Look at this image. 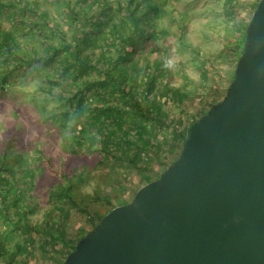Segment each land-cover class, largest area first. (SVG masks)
<instances>
[{
	"label": "trees",
	"instance_id": "trees-1",
	"mask_svg": "<svg viewBox=\"0 0 264 264\" xmlns=\"http://www.w3.org/2000/svg\"><path fill=\"white\" fill-rule=\"evenodd\" d=\"M46 1L32 0L28 4L23 0H0V89L16 72H39L40 67L50 66L49 72L39 77L38 89L44 101L56 100L59 104L55 108L62 111L50 114L55 108L49 110L40 103L38 108L41 114H49L45 116L47 120L56 122L64 151L95 150L112 171L116 165H128L134 168H126L129 177L135 169L146 170L148 179L144 185L157 179L162 173L156 171L163 162L161 151L183 143L187 129L197 121L181 133V114L191 108L199 110L200 105L211 104L212 108L219 103L212 104L218 92L211 95L212 82L208 83L209 71L219 77L214 65L183 37L187 24L181 16L173 20L180 27L176 36L178 50L184 48L197 57L204 86L202 81L189 77L181 61L174 60L171 45L160 37L161 32L152 30V18L167 12V0ZM234 2L240 5L239 0L227 1L232 13L236 10ZM50 4L57 9L55 14L48 9ZM10 8L30 15V19L17 16L13 23L18 29L12 32L1 21ZM23 37L26 40L21 41ZM244 38L245 35L235 46L229 42L224 45V50L236 54L235 63ZM178 73L187 79L186 85L174 79ZM232 79L233 73L230 83ZM34 153L40 155L38 149ZM24 155L0 139L2 264H34L35 238L30 240L28 236L32 238L35 232H39L38 248L46 258L59 255L64 261L82 237L111 209L121 205L120 197L109 193L91 204L90 197L77 192L85 174L80 170L78 175L66 177L61 190L51 189L48 198L55 203L54 208L46 212L40 225L30 226L27 219L32 211L31 192L36 186L37 171L27 164L29 161L24 162ZM108 177L113 183L115 175ZM72 208L83 214L82 219L90 227L89 232L74 240L66 235ZM20 254L22 261L18 259Z\"/></svg>",
	"mask_w": 264,
	"mask_h": 264
},
{
	"label": "water",
	"instance_id": "water-1",
	"mask_svg": "<svg viewBox=\"0 0 264 264\" xmlns=\"http://www.w3.org/2000/svg\"><path fill=\"white\" fill-rule=\"evenodd\" d=\"M62 264H264V0L222 101L187 129L177 159Z\"/></svg>",
	"mask_w": 264,
	"mask_h": 264
},
{
	"label": "rangeland",
	"instance_id": "rangeland-1",
	"mask_svg": "<svg viewBox=\"0 0 264 264\" xmlns=\"http://www.w3.org/2000/svg\"><path fill=\"white\" fill-rule=\"evenodd\" d=\"M23 1L28 4L32 3V0ZM39 1L41 3L47 2L46 0ZM227 1L167 0V12L152 18V30L161 32L160 37H165L167 43L171 45L170 51L174 60L176 62L181 61L189 77L194 81H202L201 86H204L201 64L197 61V57L184 48L178 50L176 43V36L180 27L173 23L174 18L181 16V19L187 24L183 37L204 53L219 74L218 77L215 76L213 71L208 73V83L212 82L211 95L215 90L218 92L217 98L212 100V104L217 101L221 102L224 98L223 96L226 94L236 65V54L234 56L229 49L224 50V45L229 42L235 46L236 43L243 41L245 24L251 18L256 0H239L240 5L234 2L236 8L234 13L228 11ZM50 5L48 9L52 14H55L57 9L54 8L53 4ZM19 8H10L1 17L2 25L6 26L10 32L18 29V26L13 23V21L18 20L17 16L30 19V15H25ZM161 30H164L166 35ZM24 39L26 40L24 37L21 38V41H24ZM29 40L33 41L32 37ZM49 69H51L50 66H43L40 67L39 72H16L8 78L4 89H0V139L8 142L11 150L18 149L24 152V162L29 161L27 164H32L37 171L36 186L31 192L30 207L32 211L27 219L30 226L40 225L46 212L52 211V208H54L55 203L49 201L48 198L51 189L61 190V183H66V177L71 178L72 175H78L80 170L85 174L77 192L84 197H90L91 204L109 193L113 196H119L121 205L128 204L132 201L135 191L144 186V182L148 179L146 170L141 171L138 169H135L129 177L126 168L133 167L128 165H116L114 171H112L108 166L109 164L102 159V155L95 150L90 149L92 152H86L81 149V151L77 150L76 153L64 151L62 136L58 134L59 130L55 125L56 122L53 119L47 120L45 116L49 114H41L38 108L39 103L47 105L49 110L59 104L55 102L56 100L44 101L45 96L38 89L39 84H37V81L39 77L48 73ZM174 79L184 85L188 82L180 73L176 74ZM211 106V104L207 106L200 105L199 110H197V107L191 108L187 113L181 114L179 131L185 129L191 122L203 117L201 116L202 113L207 114ZM61 111L62 109L55 108L50 114ZM181 133L183 132L181 131ZM95 138L99 143L103 142L102 139ZM181 146L182 143L179 142L175 144L174 148H170L172 150L169 151V148L166 147L164 151H161L163 162L156 170L158 174L177 159ZM34 149H38L40 155L35 154ZM111 171L112 173H110ZM108 174H111V177L115 175L113 183L109 180ZM118 179L119 182H117ZM54 200L55 198H53ZM97 204H100V202ZM70 211L71 214L66 223V235L69 237L68 239L74 240L81 234L89 232L90 227L82 219L83 214L74 208ZM1 225L0 219V230ZM31 234L32 238L30 236L28 238L30 240H33V236L35 238L34 249H32V257L35 259L34 264H59L63 262V258L59 255H52L50 259L46 258L38 248L41 242L39 232ZM22 254L18 255V259H21V261L23 260ZM2 263L3 259L0 258V264Z\"/></svg>",
	"mask_w": 264,
	"mask_h": 264
}]
</instances>
